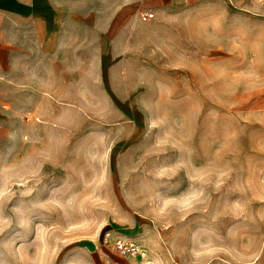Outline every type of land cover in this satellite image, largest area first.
<instances>
[{"label": "rangeland", "instance_id": "obj_1", "mask_svg": "<svg viewBox=\"0 0 264 264\" xmlns=\"http://www.w3.org/2000/svg\"><path fill=\"white\" fill-rule=\"evenodd\" d=\"M142 15L67 46L66 109L0 155V264H264V0Z\"/></svg>", "mask_w": 264, "mask_h": 264}, {"label": "crops", "instance_id": "obj_2", "mask_svg": "<svg viewBox=\"0 0 264 264\" xmlns=\"http://www.w3.org/2000/svg\"><path fill=\"white\" fill-rule=\"evenodd\" d=\"M180 0H0V155L66 109V48ZM78 37V38H76ZM100 41V40H99Z\"/></svg>", "mask_w": 264, "mask_h": 264}, {"label": "built area", "instance_id": "obj_3", "mask_svg": "<svg viewBox=\"0 0 264 264\" xmlns=\"http://www.w3.org/2000/svg\"><path fill=\"white\" fill-rule=\"evenodd\" d=\"M113 247L123 256L139 255L145 251L144 244L138 240L116 239Z\"/></svg>", "mask_w": 264, "mask_h": 264}]
</instances>
